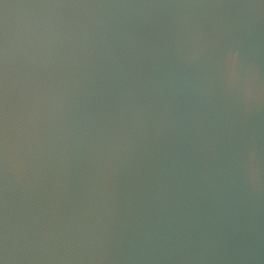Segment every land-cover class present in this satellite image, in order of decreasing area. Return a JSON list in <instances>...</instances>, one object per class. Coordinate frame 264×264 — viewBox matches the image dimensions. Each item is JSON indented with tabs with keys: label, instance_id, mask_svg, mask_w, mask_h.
<instances>
[{
	"label": "clouds",
	"instance_id": "obj_1",
	"mask_svg": "<svg viewBox=\"0 0 264 264\" xmlns=\"http://www.w3.org/2000/svg\"><path fill=\"white\" fill-rule=\"evenodd\" d=\"M0 264H264V0H0Z\"/></svg>",
	"mask_w": 264,
	"mask_h": 264
}]
</instances>
